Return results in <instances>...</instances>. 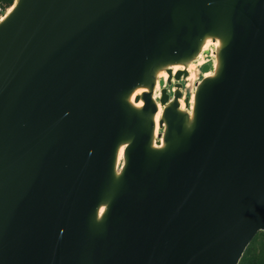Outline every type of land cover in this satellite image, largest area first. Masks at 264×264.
I'll return each instance as SVG.
<instances>
[{"label":"water","instance_id":"obj_1","mask_svg":"<svg viewBox=\"0 0 264 264\" xmlns=\"http://www.w3.org/2000/svg\"><path fill=\"white\" fill-rule=\"evenodd\" d=\"M206 36L219 67L190 122L162 89L153 148L154 73ZM259 231L264 0H16L0 21V264H238Z\"/></svg>","mask_w":264,"mask_h":264},{"label":"bare ground","instance_id":"obj_2","mask_svg":"<svg viewBox=\"0 0 264 264\" xmlns=\"http://www.w3.org/2000/svg\"><path fill=\"white\" fill-rule=\"evenodd\" d=\"M15 4H16V0L9 7V9H8V11H7L6 14H9L13 10ZM210 42L214 43V46H215L214 56L216 57L217 63H216V65L213 68L214 69L213 73H211V72H205L203 74V78H207V77L214 76L215 72L217 71V69L219 67L218 52H219V49L222 46V42H221V40L219 38H213L211 36H206L203 39V41L201 42V45L199 47L198 52L192 58H190V59H188L186 61L180 62V63L171 64V65H166V66L160 67V68H158L155 71V73H154V84L155 85H154V89L151 91V98H152L153 102L156 105V112L153 115V121H154V129H153V134H152V147L153 148H162L164 146L163 134H161V136L158 138V136H157L158 134H157L156 128H157V125L160 128L159 122H160V120L162 118L163 109L166 106H168L169 102L172 101V99H171L168 103H161L160 102V96H161V92L159 90L160 81H163V82L166 81V83H167V79H168L167 70L170 69L172 71L171 83H174L171 94L174 93L177 90L180 91L179 87L178 88L176 87V84L177 83H180V82L182 83L183 80H186L187 81L189 77L187 79L186 78H184L183 80L181 79L182 81L181 80L180 81H177V80L174 79L175 73L177 71H179V70L180 71H185V72L189 73V68H191V66L193 65V62L192 61L193 60H196L198 57H201L203 55V52L205 51V49H207V45ZM188 64H189V67H187ZM199 83L200 82H198L197 84H199ZM197 84L195 86V90L197 88ZM148 91H149V89L146 86L136 88L130 94V96L128 97L129 104L131 106H133L134 108H136V109L142 108V106H143V100L142 99H139L138 102H135L134 98H135V96L141 95L143 92H148ZM194 93H195V91H194ZM181 98L182 97L178 98V104H179L178 110L181 111V112L187 113V120H188V122H190L192 120L193 112H192V110L190 112H188L187 110L184 109L185 108V103H184L183 99H181ZM190 104L191 105L192 104L194 105V95H193V103H192V101H190ZM192 108H193V106H192ZM162 127H164V123H163ZM126 146H127V143L125 142V143L120 144V146L118 147L116 161H115V173H116V175H119L120 174V171L123 168V165H124V162H125L124 151H125V147ZM119 161H120V164L118 165V162ZM104 210H105V205L103 204V205H101L99 207V210H98V218L101 217V215L104 212Z\"/></svg>","mask_w":264,"mask_h":264},{"label":"rangeland","instance_id":"obj_3","mask_svg":"<svg viewBox=\"0 0 264 264\" xmlns=\"http://www.w3.org/2000/svg\"><path fill=\"white\" fill-rule=\"evenodd\" d=\"M15 2V0L13 1V3ZM214 51H215V46L214 43L210 42L207 45V49H205V51L203 52V55L201 57H198L196 60H193V65L191 66V68H189V73H187V75L185 77H181V79L183 80L184 78H188V80H181V86L179 87L181 95L180 97H182L181 99H183L184 103H185V110H187L188 112H190L191 110L193 111V104H190V101H192L193 103V95L195 94V86L198 82H201V80L203 79V74L205 72H211L213 73L214 71V66L217 63L216 57L214 56ZM201 61V62H200ZM191 62V63H192ZM189 67V64L188 66ZM205 67V69H204ZM179 80V81H180ZM173 84L171 83L170 85L166 83V81H162V83H160L159 86V90L160 92L162 91L161 89L165 88L167 94L169 95V100H171L173 98L174 93L171 94L172 89H173ZM163 87V88H162ZM175 89V88H174ZM179 97V98H180ZM161 99V96H160ZM161 102V101H160ZM165 127V126H164ZM164 127L157 125L156 131H157V136L158 138L161 136V134L164 133ZM120 164V161L118 162V165ZM119 167V166H118Z\"/></svg>","mask_w":264,"mask_h":264},{"label":"trees","instance_id":"obj_4","mask_svg":"<svg viewBox=\"0 0 264 264\" xmlns=\"http://www.w3.org/2000/svg\"><path fill=\"white\" fill-rule=\"evenodd\" d=\"M11 6L14 0H3ZM238 264H264V233L259 231L245 249Z\"/></svg>","mask_w":264,"mask_h":264},{"label":"built area","instance_id":"obj_5","mask_svg":"<svg viewBox=\"0 0 264 264\" xmlns=\"http://www.w3.org/2000/svg\"><path fill=\"white\" fill-rule=\"evenodd\" d=\"M10 6H7L3 0H0V21L6 15Z\"/></svg>","mask_w":264,"mask_h":264}]
</instances>
